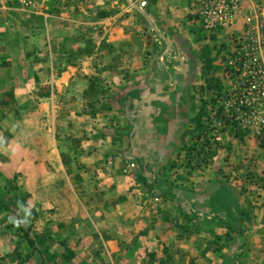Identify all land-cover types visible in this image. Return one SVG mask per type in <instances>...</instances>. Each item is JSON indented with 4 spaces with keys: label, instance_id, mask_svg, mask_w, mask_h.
Masks as SVG:
<instances>
[{
    "label": "crops",
    "instance_id": "0c3cea01",
    "mask_svg": "<svg viewBox=\"0 0 264 264\" xmlns=\"http://www.w3.org/2000/svg\"><path fill=\"white\" fill-rule=\"evenodd\" d=\"M45 1L40 33L10 34L0 58L8 59L9 69L2 70L9 76L17 70L10 59H23L25 103L42 107L41 120L61 139L52 151L58 161L48 162L47 171L56 169L64 175L70 164L78 171L72 210L64 220L66 232L74 236L65 247L75 252L73 264H158L149 261L151 252L168 250L173 238L186 229L185 220L191 219L175 207H190L200 200L204 208L206 197L198 195L208 197L225 187L216 172L218 149H212V166L185 173L186 178L182 170L193 165L185 163V155L193 139L206 133L203 124L208 118L216 119L214 104L231 85L225 76V59L254 0H240L233 27L214 32L202 29L197 0H58L44 5ZM98 10L104 18H98ZM13 21V27L20 23ZM146 36L150 38L145 48ZM86 45L87 59L98 64L85 68L88 79L79 65ZM92 86L96 96L91 104H104L108 112L90 116L91 121H104L107 140L106 146L82 154L74 142L77 138L78 145L81 136L82 94ZM64 100L71 109L61 113ZM258 100L251 108L253 114L244 115L246 126L239 124L221 133V139L232 140L239 179L245 178L242 168L249 162V178L255 181L251 187L254 215L260 212L261 205L257 206L264 204V144L259 140L264 138V97ZM63 122L71 123L72 154L84 155L79 161L72 156L67 165L62 161ZM217 133L214 130L212 135L218 138ZM130 165L142 174L140 179L130 175ZM90 169L97 175H90ZM240 192L237 188L233 193L236 203ZM199 216L207 215L200 212Z\"/></svg>",
    "mask_w": 264,
    "mask_h": 264
},
{
    "label": "rangeland",
    "instance_id": "374dc122",
    "mask_svg": "<svg viewBox=\"0 0 264 264\" xmlns=\"http://www.w3.org/2000/svg\"><path fill=\"white\" fill-rule=\"evenodd\" d=\"M42 1L0 0L1 51H6L3 44L10 34L40 33L43 28L40 15ZM57 1L46 0L44 5H53ZM112 11L113 14L119 12ZM97 12L98 18H104L103 11ZM14 19L20 22L17 29L12 26ZM96 30L99 34L102 33V28ZM148 30L145 27L146 35ZM132 33L137 35L136 28L132 29ZM149 34L152 32L149 31ZM146 37L145 48L150 36ZM234 45L235 42L231 43L232 47L229 48L233 50ZM88 49L86 45L79 62L82 75L87 79L89 74L84 72L85 68L98 67L97 63L93 64L94 62L87 59L90 55ZM2 54L5 52H1ZM131 58L130 55L127 60ZM10 61L17 70L9 76L2 70L9 69L8 59L0 58V64L5 65L0 68V193L14 213L0 208V264H73L75 252L71 247L66 248L65 244L71 243L74 235L66 232L64 220L71 213L70 201L74 197L72 186L79 177L78 171L74 172L70 162L72 156L79 161L78 158L84 155L76 152L72 154L71 123L66 126L63 122L62 141L65 146L62 161L65 165L70 164L66 166L69 169H66L64 175L57 174L56 169L47 171L45 165L48 162L58 161L52 151L61 139L57 131L53 134L50 125L41 120L42 107H31L25 103L26 77L23 59L13 57ZM3 78L5 79L2 80ZM93 90L92 86V90L82 94L81 136L78 138V145L77 138L74 142V146H79L82 154L94 146H106L104 141L107 139L104 134L107 127L104 121H91L90 116H101L108 112V107L100 105L101 103L91 104L92 97L96 96ZM229 91L231 85L220 95L219 102L214 104L213 115L217 116L216 119L208 118L207 123L203 124L206 133L203 131L199 137L193 139L192 146L185 155V163L190 161L193 165L182 170L183 174L191 175L212 166V151L218 149L220 163L216 172L225 187L214 194L210 192L208 197L198 195L199 199L206 197L204 208L200 207V200L191 203L190 207L177 205L175 209L191 219L185 220L186 229H181L173 238L168 250H153V258L151 256L149 261L158 264H264V231H261L264 227V204L257 206L261 205L260 212L254 215L251 187L255 181L249 178V162L242 168L245 169V178L239 179L238 170L235 171L234 168L236 164L233 160L232 140L221 139L223 131L227 132L239 124H248V119L244 118L245 109H240L238 113L237 107L229 101L232 98ZM67 102H62L61 113L71 109ZM214 130L218 131V138L212 135ZM259 140L264 144V138ZM205 148L209 150L206 151ZM129 169L131 176L140 179L142 174L137 172L134 165H130ZM90 170V175L94 176L95 170ZM86 172L89 171H84V174H88ZM67 179L70 181L67 182ZM143 188L147 192L148 188ZM237 188H241L239 203L234 201L237 197L233 194ZM156 195L160 194L157 192ZM200 212L207 216L198 217ZM29 239L33 242L31 245L28 243Z\"/></svg>",
    "mask_w": 264,
    "mask_h": 264
},
{
    "label": "built area",
    "instance_id": "2783aa9c",
    "mask_svg": "<svg viewBox=\"0 0 264 264\" xmlns=\"http://www.w3.org/2000/svg\"><path fill=\"white\" fill-rule=\"evenodd\" d=\"M198 18L206 32L227 31L233 27L240 0H197ZM234 49L225 59V76L231 82V101L239 113L264 97V0L254 4L243 17V30L235 37ZM253 114V113H252Z\"/></svg>",
    "mask_w": 264,
    "mask_h": 264
},
{
    "label": "trees",
    "instance_id": "16d2710c",
    "mask_svg": "<svg viewBox=\"0 0 264 264\" xmlns=\"http://www.w3.org/2000/svg\"><path fill=\"white\" fill-rule=\"evenodd\" d=\"M0 208H2L3 210H5L7 212H13V210L11 209V207L8 205L7 200L2 196L1 193H0ZM28 243L31 245L33 242H32L31 239H29L28 240Z\"/></svg>",
    "mask_w": 264,
    "mask_h": 264
}]
</instances>
